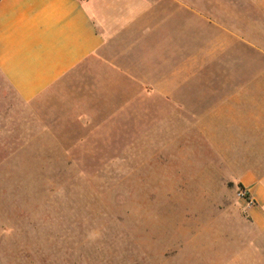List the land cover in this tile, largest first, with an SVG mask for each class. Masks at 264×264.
<instances>
[{
    "label": "crops",
    "instance_id": "0c3cea01",
    "mask_svg": "<svg viewBox=\"0 0 264 264\" xmlns=\"http://www.w3.org/2000/svg\"><path fill=\"white\" fill-rule=\"evenodd\" d=\"M0 77L51 102L69 140H123L130 124L148 125L140 140L179 137L150 164L166 154L209 186L238 181L264 228V0H0Z\"/></svg>",
    "mask_w": 264,
    "mask_h": 264
},
{
    "label": "rangeland",
    "instance_id": "374dc122",
    "mask_svg": "<svg viewBox=\"0 0 264 264\" xmlns=\"http://www.w3.org/2000/svg\"><path fill=\"white\" fill-rule=\"evenodd\" d=\"M51 105L0 77V264H264L241 183L209 186L198 165L181 174L166 156L181 141L160 128L157 142L131 124L123 140H69ZM156 143L168 151L150 164Z\"/></svg>",
    "mask_w": 264,
    "mask_h": 264
},
{
    "label": "built area",
    "instance_id": "2783aa9c",
    "mask_svg": "<svg viewBox=\"0 0 264 264\" xmlns=\"http://www.w3.org/2000/svg\"><path fill=\"white\" fill-rule=\"evenodd\" d=\"M238 194H239L240 197H245L246 191L245 190H240Z\"/></svg>",
    "mask_w": 264,
    "mask_h": 264
},
{
    "label": "trees",
    "instance_id": "16d2710c",
    "mask_svg": "<svg viewBox=\"0 0 264 264\" xmlns=\"http://www.w3.org/2000/svg\"><path fill=\"white\" fill-rule=\"evenodd\" d=\"M240 186H242V185H240Z\"/></svg>",
    "mask_w": 264,
    "mask_h": 264
}]
</instances>
